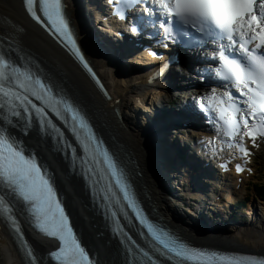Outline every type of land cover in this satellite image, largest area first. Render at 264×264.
I'll return each instance as SVG.
<instances>
[{
    "label": "snow or ice",
    "instance_id": "obj_1",
    "mask_svg": "<svg viewBox=\"0 0 264 264\" xmlns=\"http://www.w3.org/2000/svg\"><path fill=\"white\" fill-rule=\"evenodd\" d=\"M22 2L30 19L74 55L95 79L70 30L62 0ZM108 3L114 5V15L126 19L125 10L133 0H108ZM134 3L143 5L141 21L147 17L148 25L162 30L158 34L162 35L164 47L169 42H179L178 38H184L190 47H210L211 55L206 54L213 65L209 75H214L238 95L228 90L217 94L212 89L208 97L198 98L197 108L208 117L215 113L212 120L217 135L225 138L220 140L221 145L235 148L247 163L251 152L245 146V138L253 147L258 146V139L264 140V0H151L150 4L148 0H134ZM131 31L138 34L140 27L134 24ZM192 32L197 34L196 39H187ZM149 54L159 58L154 51ZM200 78L203 80L204 76ZM96 83L103 88L99 80ZM56 121L72 132L81 156L65 141ZM21 124L25 128L36 125L42 131L50 130L55 134L54 139L65 144L73 161H80L85 181L95 177L97 183L104 182L97 201L114 225L113 234L119 237L125 250L126 264H137V261L159 264L126 231L130 217L139 226L138 235L174 264H264V258L192 246L154 223L144 213L121 162L97 137L87 114L60 82L46 76L38 64L32 65L20 56L9 39L6 47L0 48V216L17 234L30 264H38V259L15 218L17 208L29 214L39 232L59 241L58 248L50 253L57 264H95V261L74 231L54 177L13 134ZM209 144L215 155V138ZM220 167L227 170V164L222 163ZM235 171H244L243 165L237 163Z\"/></svg>",
    "mask_w": 264,
    "mask_h": 264
},
{
    "label": "bare ground",
    "instance_id": "obj_2",
    "mask_svg": "<svg viewBox=\"0 0 264 264\" xmlns=\"http://www.w3.org/2000/svg\"><path fill=\"white\" fill-rule=\"evenodd\" d=\"M71 8L75 14L76 4L73 5L71 2ZM74 23L79 26L78 17L77 20L74 19ZM0 34L9 37L19 52L33 56L44 69L46 76H52L60 82L85 108L96 122L99 131L109 140L126 164L143 202L154 217L175 228L179 234L195 244L264 254V202L250 206L253 218L249 226H232L231 230L227 229V231H200L184 220L169 202L165 188V185L169 186L167 179L170 176L169 165L165 162L160 168L155 159L157 150H155L156 141L152 129L156 126L148 131L144 121L137 117L145 113L144 110L140 109L138 113L134 107L133 109L131 107L136 86L146 84L145 79L137 81V77L133 76L138 70L131 65L128 66L126 75L120 74L113 69L115 67L119 70L124 69L119 62L112 65L110 60L115 61L113 57L110 59L109 55L95 49L93 45H87L88 56L108 82L113 94L112 100L104 98L72 57L55 45L27 17L21 0H0ZM115 100H118V103ZM24 139L37 150L41 158L55 172L85 241L93 252L97 253L100 261L103 264H126L117 241L113 239L104 219L98 214L82 178L72 170L64 155L56 152L52 140L40 138L32 130L24 136ZM184 178L191 180V186L200 184L194 175ZM233 185L230 178L229 188L232 189ZM20 215L25 220L21 211ZM25 226L41 260L49 264L48 259L52 252L50 249L56 244L32 232L27 222ZM0 252V264H26L13 236L1 218Z\"/></svg>",
    "mask_w": 264,
    "mask_h": 264
},
{
    "label": "rangeland",
    "instance_id": "obj_3",
    "mask_svg": "<svg viewBox=\"0 0 264 264\" xmlns=\"http://www.w3.org/2000/svg\"><path fill=\"white\" fill-rule=\"evenodd\" d=\"M255 168H256V175L255 177L249 179L248 181L249 187L247 189V192L249 191V189H252V185L254 181L264 183V152L259 153L258 156L256 157ZM244 190L245 189H240L239 191L240 198L245 194ZM261 202H264V199L258 197L256 193L253 190H251L249 202L247 206L245 208H242L238 214V216H241L240 218L243 220L242 222L238 223L240 227H247L251 224L253 214H252V210L250 209V206H253L255 203L260 205ZM0 256H1V252H0Z\"/></svg>",
    "mask_w": 264,
    "mask_h": 264
},
{
    "label": "trees",
    "instance_id": "obj_4",
    "mask_svg": "<svg viewBox=\"0 0 264 264\" xmlns=\"http://www.w3.org/2000/svg\"><path fill=\"white\" fill-rule=\"evenodd\" d=\"M254 188L256 189L259 196H262L264 198V185H255Z\"/></svg>",
    "mask_w": 264,
    "mask_h": 264
}]
</instances>
